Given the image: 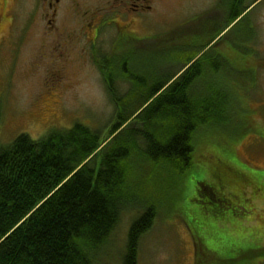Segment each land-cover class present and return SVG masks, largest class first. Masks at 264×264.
<instances>
[{"label": "rangeland", "instance_id": "374dc122", "mask_svg": "<svg viewBox=\"0 0 264 264\" xmlns=\"http://www.w3.org/2000/svg\"><path fill=\"white\" fill-rule=\"evenodd\" d=\"M39 1L0 0V16H5L0 17V145L11 143L20 134L38 140L53 129L70 128L76 122L104 129L115 113L106 80L83 38L71 46L72 62L65 78L61 80L52 73L59 63L51 56V37L47 42L41 12L34 11L35 6L42 7ZM100 2L83 3L92 7ZM197 9L195 1L185 8L191 12ZM183 10L177 1H170L159 14L135 22L132 29L140 37L150 35L161 42L162 34L178 26ZM258 10L259 38L255 45L263 61L264 3ZM62 20L68 30L76 27L73 13L67 12ZM116 37L114 28L103 29L96 52L107 56L115 51ZM123 38L121 35L118 40L122 41L117 45L118 63L120 67L133 66L141 76L158 71L165 77L180 62L177 58L170 61L167 49L146 46V41L137 42L136 51L131 52L132 46L124 47ZM252 54L254 51L248 48L246 56ZM43 55L45 59L40 60ZM251 60L243 68L237 67L245 74L230 82L220 81L230 95L228 121L197 131L189 170L177 174L166 166L139 162L132 176V211L123 214L94 264H121L130 226L147 205H156L159 215L141 239L138 264H227L229 231L219 224L223 212L213 218L201 211L206 204L196 196L197 182H206L225 193L242 188L264 190V68L257 57ZM212 80L216 81L209 79ZM130 86L121 80L117 84L120 94ZM225 161L231 162L230 168L238 174ZM249 219L245 228L239 223L238 226L250 235H261L264 203Z\"/></svg>", "mask_w": 264, "mask_h": 264}, {"label": "trees", "instance_id": "16d2710c", "mask_svg": "<svg viewBox=\"0 0 264 264\" xmlns=\"http://www.w3.org/2000/svg\"><path fill=\"white\" fill-rule=\"evenodd\" d=\"M162 36L146 46L167 49L170 61L179 59L177 27ZM137 42L123 41L131 52ZM118 46L94 56L115 105L104 129L76 122L38 140L20 134L0 145V264H94L123 214L132 211L139 162L184 174L193 164L197 131L228 121V90L217 80L194 83L191 77L193 71L207 74L206 62L179 77L180 62L165 77L158 71L141 76L133 66L120 67ZM199 51L190 52L186 63ZM120 80L131 84L124 94ZM197 183L209 195L212 185ZM157 208L147 205L132 222L121 264H138L141 239Z\"/></svg>", "mask_w": 264, "mask_h": 264}, {"label": "flooded vegetation", "instance_id": "af4514ba", "mask_svg": "<svg viewBox=\"0 0 264 264\" xmlns=\"http://www.w3.org/2000/svg\"><path fill=\"white\" fill-rule=\"evenodd\" d=\"M84 1L40 0L42 7H34L36 13L41 12L39 17L46 26V41L49 42L48 37H51V56L59 63L52 73L61 80L65 78L71 65L70 51L74 41H81L83 38L88 43L87 48L92 51L90 56L93 58L98 50L96 47L99 35L107 27L116 30L117 37L113 48L119 44L121 35L127 40L153 41L154 36L140 37L132 27L137 21L141 23L145 18L159 14L170 1H177L184 8L177 26L178 56L181 64L178 77L203 61L208 65V73L195 75L193 71L191 77L194 83L198 79L209 81L212 78L219 82H230L246 73L237 67L243 68L255 57L264 68L261 50L255 45L259 38L258 9L264 0H101L104 4L100 2L92 7H85ZM194 1L199 9L195 12L185 10ZM67 12L73 13L77 22L73 30H68L63 23L62 17ZM46 44L48 43H44V47H48ZM248 48L254 51V54L248 55L249 58L246 56ZM197 50L201 51L186 63L190 52ZM43 59L44 55L40 57V60ZM245 189L225 193L221 188L212 186L209 195H206L199 187L196 196L204 199L206 205L204 210L201 209L203 213L214 218L220 211L223 212L224 217L220 218L219 224H224L229 231L226 263L264 264V232L254 236L238 226L239 223L245 228L244 224L251 220L249 218L255 214L258 206H263L264 190Z\"/></svg>", "mask_w": 264, "mask_h": 264}]
</instances>
